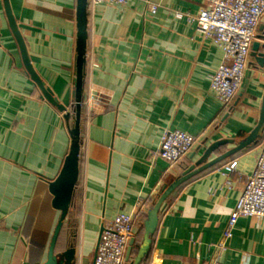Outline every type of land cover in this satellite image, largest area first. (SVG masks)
Here are the masks:
<instances>
[{"label": "crops", "instance_id": "0c3cea01", "mask_svg": "<svg viewBox=\"0 0 264 264\" xmlns=\"http://www.w3.org/2000/svg\"><path fill=\"white\" fill-rule=\"evenodd\" d=\"M9 2L34 71L71 113L77 0ZM207 7L205 0L97 5L89 0L79 179L55 249H73V264H94L104 225L120 214L137 219L134 259L144 222L163 188L211 145L231 141L209 161L233 149L258 125L264 69L251 54L241 91L230 105L220 103L210 88L224 51L190 22ZM257 36L264 39V17ZM69 123L27 73L0 0V264L47 259L61 215L52 207L49 184L69 152ZM168 131L196 139L192 151L173 167L159 156ZM263 138L264 128L251 147L171 194L141 264H264V218L239 219L228 249L221 255L216 251L245 180L255 170Z\"/></svg>", "mask_w": 264, "mask_h": 264}, {"label": "built area", "instance_id": "2783aa9c", "mask_svg": "<svg viewBox=\"0 0 264 264\" xmlns=\"http://www.w3.org/2000/svg\"><path fill=\"white\" fill-rule=\"evenodd\" d=\"M94 4H126L129 0H91ZM207 8L190 17L197 31L224 51V62L210 77V88L223 105H230L241 91L252 46L263 41L257 36L264 17V0H205ZM152 13L157 7L149 4ZM182 16L178 15V19ZM196 139L181 131L164 134L159 156L170 167L178 165L195 147ZM252 175L245 180L244 189L233 209L221 239L216 245L218 255L228 249V242L241 218H264V138ZM236 163L229 166L233 172ZM137 219L120 214L104 225L97 245L94 264H127L126 254L137 229Z\"/></svg>", "mask_w": 264, "mask_h": 264}, {"label": "water", "instance_id": "95a60500", "mask_svg": "<svg viewBox=\"0 0 264 264\" xmlns=\"http://www.w3.org/2000/svg\"><path fill=\"white\" fill-rule=\"evenodd\" d=\"M88 6L89 0H77L76 4V24H77V47H76V70H77V82H76V96H75V124L69 130L71 143L69 152L63 162L62 168L52 182L49 184L50 193L53 196L52 207L61 213L58 224L53 233L51 244L48 250L47 259L41 264H73V258L75 251L73 249L65 251L64 253H56V244L62 230L64 221L68 215L70 207L72 205L74 191L79 179V160L81 150V132H80V118L82 109V81L83 72L86 63V47H87V27H88ZM4 9L6 18L13 33V36L19 46L20 53L25 65L26 71L29 74L32 81L37 85L42 93L43 98L51 105L56 107L61 113L65 114V118L69 120L70 113L67 109L59 103L54 97L53 93L46 88L43 81L34 71L33 66L29 60L27 49L24 39L18 28L17 21L13 15V11L9 0H4ZM261 47L264 49V45L255 42L252 46L251 56L255 59L257 65L264 69V52H260ZM264 128V100L262 105V111L260 120L255 129L250 133L248 137L240 141L233 149L223 153L217 158L210 160L212 153L224 144H228L231 141H219L211 145L202 158L194 165L187 168L182 176L173 182L171 185H167L161 191V194L155 203L154 207L149 211L147 219L144 222V237L141 243L137 256L132 259L133 246L135 239H131L127 254V264H141L143 259L147 256L151 249L152 238L156 233L159 225V215L165 207L167 199L171 194L182 184L205 171L206 169L222 162L223 160L235 155L236 153L251 147L259 138L260 132Z\"/></svg>", "mask_w": 264, "mask_h": 264}, {"label": "trees", "instance_id": "16d2710c", "mask_svg": "<svg viewBox=\"0 0 264 264\" xmlns=\"http://www.w3.org/2000/svg\"><path fill=\"white\" fill-rule=\"evenodd\" d=\"M75 115H76V113H75V106H73L72 108H71V113H70V119H69V121H70V128H72L73 126H74V123H75ZM160 196V195H159ZM159 196L157 197V199L154 201V205H155V203L157 202V200H158V198H159ZM133 251H134V248H133ZM133 251H132V253H133ZM148 255V254H147Z\"/></svg>", "mask_w": 264, "mask_h": 264}]
</instances>
